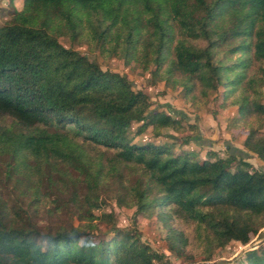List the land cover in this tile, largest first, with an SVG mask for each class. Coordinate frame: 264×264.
I'll return each instance as SVG.
<instances>
[{
  "label": "trees",
  "instance_id": "obj_1",
  "mask_svg": "<svg viewBox=\"0 0 264 264\" xmlns=\"http://www.w3.org/2000/svg\"><path fill=\"white\" fill-rule=\"evenodd\" d=\"M13 12L0 26V264H171L137 228L89 232L105 202L98 184L111 179L115 202L156 214L177 257L191 242L203 262L250 242L264 226V0H22ZM56 34L134 61L183 96L222 88L231 122L252 117L242 144L262 167L240 151L175 154L172 135L135 143L149 126L183 127ZM233 264H264V244Z\"/></svg>",
  "mask_w": 264,
  "mask_h": 264
},
{
  "label": "rangeland",
  "instance_id": "obj_2",
  "mask_svg": "<svg viewBox=\"0 0 264 264\" xmlns=\"http://www.w3.org/2000/svg\"><path fill=\"white\" fill-rule=\"evenodd\" d=\"M21 7L22 0H0V26L12 18L14 10H20ZM55 37L65 47L78 49L87 54L90 59L97 61L102 69L125 75L131 82L133 89H141L146 92L151 110L172 113L179 119L183 127L178 130L163 128L157 131L149 126L135 137V143L147 141L159 143L166 140L164 135H172L175 137L172 146L175 154L192 153L195 159L202 161L205 159L208 150L216 151L220 156H225L226 151L235 154V152L243 149L245 151L244 157L249 163L253 166L263 165L262 161L242 144L246 134V124L252 121V117L249 116L243 124L237 121L231 122L236 107L230 102L221 104L217 97L222 88L219 87L217 90H211L206 95H202L200 87L197 86L193 89L195 97L183 96L180 93V87L166 86L163 80L153 81L149 71L144 70L134 61L124 60L121 56L110 52H100L98 48L92 47L93 45L85 38L71 40L61 34H56ZM187 123L193 124L195 128H188ZM131 127L134 131L137 124H133ZM187 135H192L193 140L184 143L183 137ZM254 159L259 161L255 162ZM134 177V173L130 174L128 182L131 183ZM110 181L113 182L114 179ZM110 181H108V185L98 184L99 193L105 202L99 209L93 210L95 219L91 226L87 228L96 237L108 236L114 228H137L141 240L158 253H163L165 259L171 264H233L236 258L240 257L245 250L264 244L263 226L257 234L251 236L250 242L245 246H240L237 242H231L223 247L215 248L210 261H201L202 254L196 245H191L192 242L184 249L182 255L177 257L167 249L166 236L168 230L158 220L156 214L151 212L142 215L134 214V208L118 205L114 198L117 184ZM58 219L67 220L74 225L80 223V220L78 221L71 214L68 216L64 214ZM38 222L42 226L51 227L57 224L56 218L52 219L47 216L38 217ZM190 230L184 227L187 235L191 232Z\"/></svg>",
  "mask_w": 264,
  "mask_h": 264
},
{
  "label": "crops",
  "instance_id": "obj_3",
  "mask_svg": "<svg viewBox=\"0 0 264 264\" xmlns=\"http://www.w3.org/2000/svg\"><path fill=\"white\" fill-rule=\"evenodd\" d=\"M242 151H240V152H243V153H245V151H243V149H241ZM254 161L255 162H257V161H259L258 159H254ZM256 167H262V165L261 164H257V165H255Z\"/></svg>",
  "mask_w": 264,
  "mask_h": 264
}]
</instances>
